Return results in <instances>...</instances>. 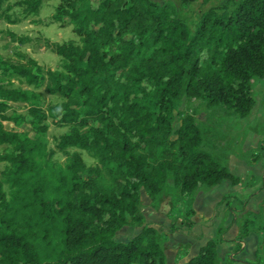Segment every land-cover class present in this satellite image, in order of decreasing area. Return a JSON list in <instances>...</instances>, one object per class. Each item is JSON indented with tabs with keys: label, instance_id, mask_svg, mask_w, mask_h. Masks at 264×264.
I'll use <instances>...</instances> for the list:
<instances>
[{
	"label": "trees",
	"instance_id": "16d2710c",
	"mask_svg": "<svg viewBox=\"0 0 264 264\" xmlns=\"http://www.w3.org/2000/svg\"><path fill=\"white\" fill-rule=\"evenodd\" d=\"M9 1L0 0V11ZM43 1L19 5L37 15ZM227 1L191 29L170 2L60 0L54 19L69 21L78 37L48 43L60 67L5 66L61 102L45 105L35 92L0 84V264H167L161 234L141 210V190L153 200L170 179L182 195L239 185L203 149L192 115L173 128L183 95L241 119L255 107L252 81L264 79V0ZM19 103L29 104L27 114L8 115ZM7 121L31 130L7 129ZM51 126L67 129L54 149L42 140ZM129 218L140 232L117 241ZM219 244L209 240L183 264H217Z\"/></svg>",
	"mask_w": 264,
	"mask_h": 264
},
{
	"label": "rangeland",
	"instance_id": "374dc122",
	"mask_svg": "<svg viewBox=\"0 0 264 264\" xmlns=\"http://www.w3.org/2000/svg\"><path fill=\"white\" fill-rule=\"evenodd\" d=\"M153 1L159 4L172 3L177 17L191 29L203 12L229 5L227 0H197L190 4H184L182 0ZM19 3L20 0H11L0 11V60L3 62H0V84L35 92L45 105L58 104L61 102L59 97L48 95L43 86H28L24 79L7 70L5 64L26 67L33 60L44 70L58 69L61 58L49 49L48 43L77 42L75 26L69 21L58 22L54 19L60 0H44L37 15L27 14ZM252 95L255 107L250 116L244 119L222 106H209L203 99L184 95L176 102L174 111L173 128L179 127L185 115H192L203 134V149L237 175L240 178L239 185L228 183L212 189L200 186L193 195L180 196L170 179L163 192L153 200L141 190V210L145 219H151L159 213L164 215L171 222L170 226L165 224L166 220L163 222L170 234H179L187 226L185 222H190L185 218L188 214L181 211L180 215L169 218L172 204L180 200L189 202L194 197H211L214 202L218 200V205L225 208L226 215H231L229 227L224 228L227 225L225 220L220 222L221 227L215 235L219 237L215 240H220V243L228 242L223 246L219 264H264V79L252 81ZM28 107L29 104H12L8 115H25ZM4 125L10 130H31L26 123L18 125L7 121ZM66 132V128L51 126L42 140L50 149H54L56 139ZM4 151V148H0V152ZM55 158L59 162L65 160L61 154ZM84 158L87 164H94V160L86 153ZM4 168V164L0 163V172ZM173 208L176 210V207ZM217 215L220 216V212ZM140 229L138 223L129 218L128 225L118 233L116 240L127 242ZM160 240L163 247L169 249L163 236H160Z\"/></svg>",
	"mask_w": 264,
	"mask_h": 264
},
{
	"label": "crops",
	"instance_id": "0c3cea01",
	"mask_svg": "<svg viewBox=\"0 0 264 264\" xmlns=\"http://www.w3.org/2000/svg\"><path fill=\"white\" fill-rule=\"evenodd\" d=\"M228 183L229 182H224L222 185L226 186ZM222 185L220 186L222 187ZM180 196L187 195L180 194ZM182 199L185 198L182 197ZM217 202L218 200L214 202L211 197H200L198 199L194 197L189 202L180 200V202L177 201L175 204H172L173 207H176V210H174L173 207H171L172 209L170 208L169 218L171 216L174 218L175 215H180V213H183L185 215L188 214V217L185 216V218L190 221L185 222L187 226H184L180 230L179 234H170V232L165 229L164 225L169 224L170 226L171 222L168 218L165 219L164 215L159 213L157 214L158 216H154L151 219L147 218L146 223L157 229L161 236H163V238L166 240V244L168 245L169 249H167V247L166 249L163 247V249L166 254L167 264H183L191 257L195 256L199 249L203 247L209 240L217 238L215 235L218 233L219 228L221 227V225H219L220 222L225 220L224 222H226L227 225L224 226V228L226 229L229 227L231 215H226L227 213L225 208L221 205H218L219 203ZM179 211L181 212L179 213ZM219 212L220 216L217 215ZM215 215L217 219L215 218ZM165 220L166 223L163 224ZM166 228H168V226ZM226 237H228V234L225 236V238ZM217 239H219V237ZM226 244H228V242H222L218 246L217 264H219L221 259L223 246ZM161 245L163 246V242ZM228 249H231V247H228Z\"/></svg>",
	"mask_w": 264,
	"mask_h": 264
}]
</instances>
